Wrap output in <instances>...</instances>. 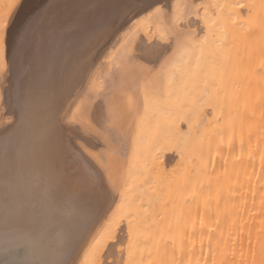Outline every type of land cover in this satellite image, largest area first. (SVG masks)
I'll return each instance as SVG.
<instances>
[{"label":"bare ground","instance_id":"obj_1","mask_svg":"<svg viewBox=\"0 0 264 264\" xmlns=\"http://www.w3.org/2000/svg\"><path fill=\"white\" fill-rule=\"evenodd\" d=\"M10 1L7 7L14 5ZM116 1L121 2L62 1L59 11L69 7L67 20L83 3L89 10L77 13L74 28L61 33L67 40L53 52L56 39L41 36L37 25L32 42H25L30 45L24 43L16 72L9 75L5 102L19 118L17 126L0 130V261L16 254L36 264H56L84 240L76 264H264V0H170L167 5L153 0L134 11L129 22L117 24L114 41L84 75L92 99L107 93L105 86L114 93L111 113L104 107L109 130L103 139L114 135L124 148L111 141L110 151L100 156L91 152L92 146L79 144L101 170L113 198L93 224L85 216L93 199L82 198L79 173L71 167L73 190L67 162L61 164L59 148L69 138L65 128L59 129L63 124L54 132L58 153L45 154V138L54 134L55 115L49 114L56 100L50 95L43 102L48 103L46 116L38 113L41 109L35 112L32 100L40 104L36 98L43 99L47 89L64 91L63 97L70 94V80L82 73L88 44L118 17ZM94 5L96 13L91 11ZM1 52L3 72L8 68L4 45ZM142 52L152 54L153 69L130 67L143 60ZM1 97L0 90V102ZM86 103L73 104L77 120L87 115ZM97 108L101 111L100 104ZM113 118L124 132L111 127ZM27 121L28 129L22 127ZM33 124L46 128L35 132ZM115 147L121 150L117 157ZM171 152L175 163L170 162ZM56 194L58 200L72 198L78 204L66 207L67 216L54 215L52 228L44 227V220L53 217ZM34 226L33 235L24 232ZM87 228L91 234L85 231L88 239L85 235L81 240ZM11 230L15 242L10 245ZM113 254L116 260L110 261Z\"/></svg>","mask_w":264,"mask_h":264},{"label":"rangeland","instance_id":"obj_2","mask_svg":"<svg viewBox=\"0 0 264 264\" xmlns=\"http://www.w3.org/2000/svg\"><path fill=\"white\" fill-rule=\"evenodd\" d=\"M7 0H0V59H1V57H2V52H1V48H2V46L4 45V47H5V53H4V56H6V58H5V60H7V62H6V65H5V67H8V68H6L7 70V72L5 71V69H2V70H4L5 71V73H3L1 70H0V90L2 91V97H1V99H2V102H0V104H1V106H0V130H2V129H5V130H8V129H11L13 126H15L16 124H18V118H19V113H17V111L15 110V109H13L12 108V106H11V104L9 103V101L7 100L8 99V94H7V88H8V86L10 85V87H11V78H10V74H13V73H15L16 72V63H17V61H18V59L20 58V56H21V52H23L25 49V42H26V40H29V42H32L31 40H32V37L33 36H30L31 35V33L32 34H34L33 32H34V29L37 27V25H38V32L40 33V35L42 36V35H44V34H47V35H50V37H49V39H51V41H52V39L53 38H55L56 40H54V41H52V47L50 48V50L53 52V51H55L56 50V47H57V45L59 44V43H61V42H63V41H65V40H67V38H63V36H65V33H69L70 31H71V29H73L74 28V25L76 24V15H77V13L78 12H82V11H84L85 9H84V7L86 6L85 4H86V1H85V4L83 3V7L80 9V10H78V9H74V14H72L73 13V9L71 10V18H70V20H67L68 18H69V15L68 14H66V13H68V11H67V9H69V7L68 6H66V7H64V8H62L61 9V11H59L60 10V7H61V4H63V2L62 1H64V0H62V1H60V0H20V1H18V2H20L19 4H18V2H16L17 0H12V1H10V4L12 3H14V8H12L13 6L12 5H10V6H12V7H10L9 5V7H7L6 6V2ZM9 1V0H8ZM69 1H71V0H69ZM150 1H153V0H121V2L120 1H116V2H118L116 5H118V6H116L118 9H119V13H118V17H116V16H114L113 14V16L112 17H116V18H114V20H111V18L110 19H108V20H111V22L109 23V22H107L106 23V25H105V27H107V28H105L104 26H103V28L102 29H99L100 30V32L97 34V35H95L93 38H92V40L90 41V43L88 44V51L86 50V53H85V55H84V63H85V65H84V68H83V70H82V73H80V74H82V76L78 73V75H76V76H74L73 75V78L70 80V83H72V84H70V83H66V85H69L70 84V89L69 90H71V92H70V94L68 93H66V97H63L64 96V91H62V93L59 91L58 92V90H55V89H53V90H55L54 92L51 90L50 91V89H47L46 91L44 90V92H45V95H44V98L43 99H40V97L38 96V98H36V99H38V102L40 103V104H36L35 103V101H33L32 100V104H33V106L32 107H34V108H36L35 109V112L36 111H38L39 109H41V110H39L38 111V113L40 112L41 114H43L44 115V113L43 112H45L44 111V109H45V106H47L48 105V103H43V102H45V100H47V98H49V96L51 95V96H53L54 97V99L56 100L55 101V103H53V104H51V106L52 107H54V105H56L55 107L57 108L56 110H55V107H54V109H53V113L51 112V114H49V115H55L54 116V121H52V124H51V128L53 129L52 131H53V133L55 132V131H57V130H63L64 128L66 129H64L65 130V132H67V138H68V136H69V138L66 140L68 143H66V141H65V146H62V147H58L59 146V142L58 141H56L55 139V133L54 134H50V137L47 139V138H45V143H44V145H45V147H44V150H45V154L47 155V156H49L48 154L49 153H51L50 151H56L57 153H58V148H59V152H60V154H61V161H62V165H64L65 166V164H66V162H67V164H66V166H67V168H68V170H67V168L66 167H64L65 169H66V172L68 173V172H70L71 173V171H70V169H71V167L73 168V170L75 171V173H76V177H77V182L78 183H80L79 184V186H78V188H79V192H82V198L84 197V195L85 196H89V198H90V201H92V199H93V201H94V203L92 204V207L90 206L89 207V210L88 211H86V214H85V216L87 217V219L88 218H91L92 220L91 221H89L90 222V224L93 222V220H95L96 221V219L95 218H97V215H98V213H100V211H102V210H104V209H106V208H108V206L111 204V202L113 201V198H112V193H111V191H110V189L109 188H107L106 186H104L105 185V183H104V180H105V178H103L99 173H100V171L101 170H99L98 168H97V166H95L96 164L94 163V160H93V158L91 157V156H87V153L84 151V148L83 147H88V149H92V148H94V151L93 150H91V152L93 153V154H97V151H98V154H99V152H100V156L102 155L103 156V154H106V153H108L109 151H110V147H109V143L112 141V142H115V143H117V146H118V144H120V142H119V140H117L115 137H114V135L113 136H111V135H106V138H110V139H108V140H110V141H108V140H104L105 139V136H104V134L105 133H108L107 131L109 130V128H108V126H107V119H106V121H105V118H104V115L106 116V113H104L105 112V110H104V107H107V109H108V111H110V113H111V110H112V107H113V105H112V103H113V97H114V93H112L111 94V92L112 91H109L108 90V88H107V86H105V88H106V92L108 93H105L103 96L101 95V96H99L98 98L96 97H93V99L95 98V101L93 102L92 100V91H89V90H87V86L88 85H86L85 86V82H84V75L85 74H88L87 72H89L90 70L89 69H91V67L93 66V64L95 63V61H96V59H99V58H101L102 57V55L104 54V52H105V50L106 49H108V47L110 46V44L114 41L113 40V38H114V36H115V34L118 32V30L120 29L119 27H117V24L121 21L122 23L123 22H129L130 21V19H131V17H132V14L134 13V11H136V10H138V9H140L141 7H143V6H145V4H148ZM169 1L170 0H161L160 2H162V4H164V5H167L168 3H169ZM165 2H167L166 4H165ZM16 3V4H15ZM108 3V2H107ZM106 3V4H107ZM18 4V5H17ZM111 3H108L107 5H110ZM17 5V6H16ZM107 5H105V6H107ZM63 7V6H62ZM91 7V11H94L95 13H96V9L94 8L95 7V5L94 6H90ZM89 7V8H90ZM101 7H103V4L101 5ZM101 7H99V8H97V10H99V9H101ZM12 8V11H13V13H11L10 15V17L8 16V14L10 13V9ZM84 9V10H83ZM88 9V8H87ZM78 10V11H77ZM89 10V9H88ZM56 11V12H55ZM63 13V14H61V15H59V13ZM51 13H53L52 14V16H49L48 17V15L49 14H51ZM64 14H66V15H64ZM109 14H111V13H109ZM120 14V15H119ZM8 16V17H7ZM110 17H111V15H109ZM5 17H7V18H5ZM47 18V19H46ZM119 18V19H118ZM7 19H10V20H7ZM50 19V20H49ZM113 19V18H112ZM127 20H129V21H127ZM7 21H9V22H7ZM117 22V23H116ZM120 22V23H121ZM7 23H8V25H7ZM4 24H6V27H4L5 29H4V33L2 32V30H1V27L4 25ZM116 27H115V26ZM119 25V24H118ZM5 26V25H4ZM112 26H114V28L112 27ZM75 27H77V25L75 26ZM104 28H105V30H104ZM117 28H119V29H117ZM59 29V30H58ZM63 30H64V34H63V36L61 35V33H63ZM76 30V29H75ZM58 31H59V34H57L58 33ZM28 35L30 36L29 38H28ZM97 36V37H96ZM62 37V38H61ZM96 37V38H95ZM3 38V39H2ZM38 38V37H37ZM4 42H3V41ZM7 41V42H6ZM56 41V42H55ZM3 42V43H2ZM29 42H27V44H26V46L27 45H30V43ZM92 42V43H91ZM95 42H99V43H96V46H95V44H93V43H95ZM102 42V43H101ZM109 42V43H108ZM25 43V44H24ZM1 44H2V46H1ZM92 46H94V47H92ZM106 47V48H105ZM86 49V48H85ZM100 49V50H99ZM101 52V53H100ZM103 52V53H102ZM54 53H56V52H54ZM146 57V58H145ZM153 56H152V54L151 53H146V54H144L143 52H142V58H143V60H140V61H138L137 60V62H135V61H133V63L131 62V64H130V67H131V65L133 64V68L135 67L136 68V66H134V65H136L137 64V67H138V65H142V66H144V65H146L145 67H147L148 69H153L154 68V64H153V66L151 65V68H150V63H154L155 61H154V59L152 58ZM146 62H145V61ZM151 61H153V62H151ZM142 62V63H141ZM10 63V64H9ZM8 64V65H7ZM149 64V65H148ZM4 67V68H5ZM11 68H13V69H11ZM144 68V67H143ZM8 69H9V71H8ZM134 70V69H133ZM129 71V70H128ZM130 71H131V69H130ZM86 72V73H85ZM3 74V75H2ZM10 75V76H9ZM80 77V78H79ZM7 78H8V80H7ZM2 79V80H1ZM7 80V81H6ZM76 80V81H75ZM77 82V83H76ZM75 83V84H74ZM74 87V88H73ZM3 88V89H2ZM66 86L64 87V89L66 90ZM90 90H92V89H90ZM111 90V89H110ZM86 91V92H85ZM54 94H53V93ZM4 93V94H3ZM49 93V94H48ZM56 93V94H55ZM59 93H61V94H59ZM92 93V94H91ZM87 94V95H86ZM62 95V96H61ZM107 95V96H106ZM113 97H112V96ZM6 96H7V99H6V102H5V98H6ZM61 96V97H60ZM105 96V97H104ZM46 97V98H45ZM109 97V98H108ZM57 98V99H56ZM62 98H64L63 100H62ZM67 98V99H66ZM80 98H82V99H80ZM118 98V97H117ZM86 99V111L84 110V112L87 114V115H85L84 117H82V119H80V118H78L79 120H77L76 118L77 117H75L74 118V112H73V107H74V105L75 104H77L79 101H81V100H85ZM39 100H41V101H39ZM61 100V101H60ZM79 100V101H78ZM102 100H104V106H103V101ZM4 101V102H3ZM111 101V102H110ZM59 102H60V104H61V102H62V106L59 104ZM65 102V103H64ZM108 103V104H107ZM59 104V105H58ZM66 104V105H65ZM74 104V105H73ZM92 104V105H91ZM94 104V105H93ZM96 104H100V106H101V111L97 108V110H96ZM58 105V106H57ZM73 105V106H72ZM107 105V106H106ZM110 106H111V108H110ZM4 107V108H3ZM29 107H31V106H29ZM2 108V109H1ZM63 108V109H62ZM89 108H90V111L92 112V113H89ZM103 108V109H102ZM57 110H59L58 112H57ZM114 110V109H113ZM5 111V112H4ZM23 111H24V108H23ZM28 111V109H26V112ZM25 112V111H24ZM25 112V113H26ZM113 113H114V111H112ZM39 113V114H40ZM46 113V112H45ZM103 115V116H101V114ZM6 114V115H5ZM46 115H48V114H45L44 116H46ZM60 115V117H58L57 118V116H59ZM73 115V116H72ZM112 115V114H111ZM71 116V117H70ZM78 116V115H77ZM101 116V117H100ZM20 117H22V116H20ZM79 117V116H78ZM45 119H46V117H44ZM57 118V119H56ZM114 118H115V116H114ZM114 118H113V120H114ZM118 119V118H117ZM117 119H116V121H115V127H114V125L113 126H111L112 128H114V129H116V127H117V129H121L122 128V130H123V132H124V126H122L121 125V123H119L118 121H117ZM88 120V121H87ZM59 121V122H58ZM65 121V122H64ZM16 122V123H15ZM61 122V123H60ZM87 122H89V124L87 123ZM54 123V124H53ZM87 123V124H86ZM95 123V124H94ZM110 123H113L112 121H110ZM20 124V123H19ZM59 124L61 125V124H63V125H61L60 127H59ZM92 126H91V125ZM28 121L27 122H25V124L22 126V127H25L26 126V128L28 129ZM17 126V125H16ZM19 126V125H18ZM34 126H36L35 124H33V127L31 128V130L33 129V131L35 130V132H37L38 130V132H41V133H43V131L45 130V128L46 127H40V128H38L37 126L34 128ZM56 126V127H55ZM62 126H63V128H62ZM65 126V127H64ZM96 126V127H95ZM11 127V128H10ZM58 127H59V129H58ZM92 127V128H91ZM37 129V130H36ZM105 129V130H104ZM116 129V130H117ZM41 130V131H40ZM63 130V131H64ZM97 132V133H96ZM103 133V134H102ZM118 133V132H117ZM99 136H98V135ZM41 136H43V135H41ZM116 136V135H115ZM57 137V136H56ZM103 137H104V139H103ZM34 138H36V137H34ZM58 138V137H57ZM73 138V139H72ZM69 140H71V141H69ZM49 141V142H48ZM47 142V143H46ZM73 143V144H72ZM81 143V144H80ZM86 144V146H85V144ZM57 144V145H56ZM67 144H68V146H67ZM74 144L76 145V147H74ZM83 145V151L80 149V145ZM91 144V145H90ZM40 145H43V142H41L40 143ZM71 145H72V147H71ZM51 146V147H50ZM91 146H92V148H91ZM123 146V145H122ZM122 146H118V147H122ZM64 147H65V149H64ZM90 147V148H89ZM107 147V148H106ZM52 148V149H51ZM62 148V149H61ZM71 148H72V150H71ZM106 148V149H105ZM116 148V157H117V155H118V153L122 150V149H124V148H121V150H120V148H117V147H115ZM74 149L76 150V151H74ZM64 150H65V152H64ZM70 150H71V152H70ZM77 150H81L80 152L79 151H77ZM96 150V151H95ZM100 150V151H99ZM54 151V152H55ZM66 151H68V152H66ZM74 151V153L75 154H73L72 152ZM107 151V152H106ZM56 152H55V156H56ZM67 153H68V155H67ZM82 154V155H80L79 156V154ZM84 153H86V156H85V154ZM65 154V155H64ZM72 154V155H71ZM76 154H78V155H76ZM170 154V162L171 163H175V161H176V158H177V156H176V154L174 153V152H171V153H169ZM70 156V157H67V156ZM76 155V156H75ZM88 155H90V154H88ZM51 156V155H50ZM55 156H53V157H55ZM78 156H79V159H78ZM81 156H84V157H81ZM105 156V155H104ZM74 157H76V160H75V158ZM91 159H90V158ZM74 158V159H73ZM89 158V159H88ZM65 159V160H64ZM87 160V162H83V160ZM81 160V161H80ZM59 161V160H58ZM64 161H66V162H64ZM75 161V162H74ZM78 161H80L81 163H79ZM88 161H90V162H88ZM73 163V164H72ZM82 163H85L86 165H87V163H88V165L89 166H87V167H89V168H87L86 167V165H84V164H82ZM93 163V164H92ZM77 165L76 167H75V165ZM81 164V165H80ZM84 165V166H83ZM70 166V167H69ZM81 166H82V168H83V170H82V168H81ZM70 168V169H69ZM78 168V169H77ZM79 169H81V170H79ZM76 170H79V172L78 171H76ZM85 170V171H84ZM87 170H90V173L88 174L87 173ZM83 171V172H82ZM97 173H95V172ZM70 173H68L69 174V176H70V178H72V173H71V175H70ZM99 174V175H98ZM79 175H83V177H81V176H79ZM85 177V178H84ZM33 178V177H32ZM80 178V179H79ZM26 180V179H25ZM24 180V181H25ZM43 180H44V178H43ZM71 180V182L73 183V181L75 180V179H70ZM73 180V181H72ZM82 180H83V182H82ZM22 181V180H21ZM21 181H19V183L21 182ZM28 180H26V182H27ZM76 181V180H75ZM23 182V181H22ZM30 181H28L27 183H29ZM87 182H89V183H87ZM106 182V181H105ZM95 183V184H94ZM74 184V183H73ZM84 184V185H83ZM90 185V186H89ZM74 187H73V190H76V188H75V184L73 185ZM87 186V187H86ZM98 186V187H97ZM91 187V188H90ZM109 187V186H108ZM75 188V189H74ZM77 188V189H78ZM97 189V190H96ZM77 191V190H76ZM56 193H58L57 191H56ZM59 194V193H58ZM56 200H57V204H56V208L54 209V210H52V214H53V217H52V219H50V220H47V221H45L44 220V227H46L45 225H47V226H49V228L51 227L52 228V226H53V221H54V217L55 216H57V215H59V214H57V213H60V212H62V217H64V216H67L66 215V212H67V210H66V207L67 206H72L73 204H78V202H76V201H74L72 198L69 200V201H64L63 199H60V200H58V195L56 194ZM60 198V197H59ZM104 198V199H103ZM63 200V201H62ZM68 202H69V204H68ZM76 202V203H75ZM99 202V203H98ZM65 205V206H64ZM64 206V207H63ZM66 210V211H65ZM92 210V211H91ZM39 212V211H38ZM65 214V215H64ZM55 215V216H54ZM39 216H41L40 214H38V217ZM96 216V217H95ZM99 216V215H98ZM30 218L31 217H34L33 219H35V218H37L36 216H29ZM94 218V219H93ZM38 219H40V217L38 218ZM42 219V218H41ZM38 222H42L41 220H39ZM34 223V222H33ZM46 223V224H45ZM52 223V224H51ZM93 224V223H92ZM41 226V225H40ZM91 227H93L92 225H89L88 226V228H91ZM35 228V226L34 227H30L29 229L27 228V229H25L24 230V232H26L28 235H33L34 234V231L33 230H35L34 229ZM84 229V233L82 234V237H81V240L82 239H85V238H87L90 234H91V229H93V228H91V229ZM47 229V228H46ZM53 229H57L56 227H54ZM90 230V231H89ZM85 231H89V235H88V233H86ZM13 231L11 230L10 231V233L9 234H7L9 237H10V239H9V242H8V244H13L15 241V234L14 233H12ZM32 232H33V234H32ZM86 233V234H85ZM14 234V235H13ZM23 234V233H22ZM85 235H87L86 237H85ZM5 237H6V235H5ZM85 237V238H84ZM12 239V240H11ZM88 239V238H87ZM86 239V240H87ZM80 239L78 240V241H80V242H82V243H79V242H77V245H76V248H75V250H74V252L73 253H69V254H67L66 255V257L64 256V259H62L63 257H61V260H58L57 262H56V264H76V261H77V259H78V255H79V251L82 249V245H84V243H85V241L84 240H82L81 241ZM55 248H57V247H55ZM1 249H4V248H1ZM11 249H15V247H11V248H9V250H11ZM7 251V250H6ZM60 252H62V248H60L59 247V250H58V253H60ZM9 254V253H8ZM12 254H14V253H12ZM18 255V254H17ZM19 256H20V258H19ZM71 256V257H70ZM115 257V259H114V257ZM9 257V258H8ZM14 257V258H13ZM112 257H113V259L112 258H109V260L110 261H115L116 260V254H113L112 255ZM9 260L10 258H12V259H10L9 261L7 260V259ZM16 258V259H15ZM72 258V259H71ZM6 259V260H5ZM71 259V260H70ZM31 259H29V258H27L26 259V257H25V260H24V256L23 255H18V257L16 256V254L15 255H7V257H5L4 258V260H2V262L0 261V264H36L34 261L32 262V261H30ZM63 260V261H62ZM65 260V261H64ZM8 261V262H7ZM24 262V263H23ZM29 262V263H28Z\"/></svg>","mask_w":264,"mask_h":264},{"label":"snow or ice","instance_id":"obj_3","mask_svg":"<svg viewBox=\"0 0 264 264\" xmlns=\"http://www.w3.org/2000/svg\"><path fill=\"white\" fill-rule=\"evenodd\" d=\"M154 8H155V5H150V9H154Z\"/></svg>","mask_w":264,"mask_h":264}]
</instances>
